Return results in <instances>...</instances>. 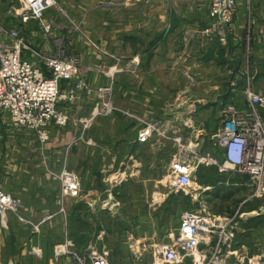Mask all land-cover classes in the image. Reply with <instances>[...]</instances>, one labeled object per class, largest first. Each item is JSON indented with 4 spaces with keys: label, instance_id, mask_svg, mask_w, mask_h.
<instances>
[{
    "label": "crops",
    "instance_id": "0c3cea01",
    "mask_svg": "<svg viewBox=\"0 0 264 264\" xmlns=\"http://www.w3.org/2000/svg\"><path fill=\"white\" fill-rule=\"evenodd\" d=\"M152 2L144 9L133 6L140 14L132 15L128 34L117 36L124 49H114L115 59L105 47L91 46L88 33L85 39L81 36L72 43L82 65L90 68L86 75L89 83L111 85L113 80L118 111L96 117L87 127L84 141L78 140L84 128L72 116H90L95 105L91 98L66 106L63 103L73 120L65 127L51 124L45 142L35 132L15 128L6 115L0 118V188L20 197L24 216L40 223L35 231L19 224L12 213L8 216L9 226L4 227L0 221V264H64L65 257L57 260L55 246L82 245L74 221L84 216L82 206L90 207L97 215L100 177L111 156L118 157V172L142 173L155 168L159 172L163 164L145 165L139 147L154 146L157 139L161 142L172 137L185 141L187 135L191 140L211 143L217 137L225 106L245 102L250 74L253 89L264 93V0H238L233 30L223 36L207 32L213 25L210 0ZM23 29L28 28L25 25L18 29L21 36ZM53 33L33 30L35 47L56 52ZM70 46L66 42L68 52L73 50ZM101 61L112 65L102 72L98 68ZM261 113L264 118V110ZM186 114H190L188 119ZM146 122L160 126L165 137L155 135L147 142L139 141L138 132ZM122 125L129 127L128 132L121 130ZM109 126H115L112 135L107 134ZM64 160L66 167L80 176L79 199L62 196L55 172L62 170ZM258 193L263 195L260 203L264 206V192ZM257 217L263 222L258 224L257 233L264 238V214ZM241 248L246 245H235L238 251ZM257 257V262L251 264H264V244H258Z\"/></svg>",
    "mask_w": 264,
    "mask_h": 264
},
{
    "label": "built area",
    "instance_id": "2783aa9c",
    "mask_svg": "<svg viewBox=\"0 0 264 264\" xmlns=\"http://www.w3.org/2000/svg\"><path fill=\"white\" fill-rule=\"evenodd\" d=\"M19 1L22 4V19L40 20L42 26L51 31L55 22L53 19H46L45 14L54 6L55 0ZM237 11L238 0H210L213 25L207 32L221 36L231 32ZM5 34H10L13 38L14 44L9 47H12L11 52L17 58L15 64L9 67L6 66L9 63V52L2 46ZM19 35L18 29H4L0 26V113L6 112L15 128L30 129L41 142L47 141L50 137L48 127L51 124L65 127L72 120L71 114L63 109L61 103L79 100L83 92H94L100 112L111 114L114 110L111 101L112 85H89L87 70L77 56L67 52L66 47L48 54L38 50L31 54L28 51L32 59L25 57L22 50L30 47ZM73 79L76 81L73 82ZM62 80L72 83L67 91H63L65 86L61 84ZM245 97L243 104L225 106L216 131L217 137L211 140L210 151L201 155L195 153L192 160L185 159L184 153L181 155L182 158L169 177L172 188L178 192L190 193L198 166L206 164L217 167L223 174L248 176L258 187L253 197L258 192H264V118L261 113L264 110V93L253 89L250 78ZM160 131L162 129L156 123L146 122L138 139L147 142L153 134ZM59 173L57 177L61 182L62 196L77 194L80 186L78 177L66 169ZM246 201L231 214L217 215L205 208L182 212L178 226L155 244L156 260L163 264H185L188 261L192 264H246L236 257L238 250L235 249L241 219L247 214L241 212ZM21 207L20 197L0 188V218L4 227L7 226L9 213L22 215L19 213ZM253 213L264 214V206ZM21 220L30 223L35 231L39 230L40 224L35 225L26 216ZM104 250L96 248L92 243L83 248L66 245L57 251L56 256L57 260L64 256V264H110ZM33 253L38 251L33 249Z\"/></svg>",
    "mask_w": 264,
    "mask_h": 264
},
{
    "label": "rangeland",
    "instance_id": "374dc122",
    "mask_svg": "<svg viewBox=\"0 0 264 264\" xmlns=\"http://www.w3.org/2000/svg\"><path fill=\"white\" fill-rule=\"evenodd\" d=\"M151 3L153 4L152 0H55L54 6L47 10L45 14V18L52 16L55 19V25L50 32H45L42 29V23H39L40 20L31 18L22 19L23 15L20 14V11H22V4L19 0H0V26L4 29L14 28L19 30L22 26H27V31L23 29V33L25 35L27 34V37L25 35L23 36V33V37L21 34L19 35L24 40L25 44L30 47L22 50V55L27 58L32 59L28 51H30L31 54L32 51L37 50L44 54L52 53L45 52L43 51L44 49L40 47H35L37 43H35L36 37H34L35 34H33L34 30L37 33L44 32L48 35L54 32L55 34L53 33L54 35L51 38L55 39L58 45L56 52L60 47H66V42L67 44H71L70 47L73 49V41L75 42L76 38H80L81 36L85 39L88 33L91 39V46L105 47L104 49L110 53L112 59H115L117 56L114 54V49H124V46L119 45L117 36L128 34L132 15L134 16L136 12L140 14L138 7L135 8L133 6H139L144 9V7L146 8ZM144 13L145 12H143V14ZM5 36L6 41L13 39L10 34H5ZM99 42L101 44H99ZM10 46L12 45L10 44ZM66 49L68 52L67 47ZM68 53H72L80 60L76 49ZM111 65H109L107 61H101L98 68L100 71L105 72ZM83 67L87 70V75L90 68L85 65H83ZM242 72L241 74L243 75ZM113 78L114 74L110 79ZM249 78L253 83L251 74ZM74 81H76V79H73V82ZM62 83L65 86L63 91H67L72 85L71 82L66 83L64 80H62L61 84ZM89 85L93 87L101 86H95L92 83H89ZM111 85H114L113 80ZM90 98L95 101L91 115L83 118L72 116L77 120L76 124L84 128L78 138L79 142L84 141L85 131L87 127L92 125L96 117L109 116L102 111L100 112V106H96L98 98L94 92L91 94L84 92L80 94L81 100H88ZM114 98L113 92L111 101L114 110L110 115L116 112ZM76 101L77 100L73 102ZM73 102L64 101L61 105L64 103L66 106ZM188 106L187 103L185 110L187 113L189 112ZM63 109L70 112L67 108ZM199 110L200 109L197 111ZM202 111L204 110H201L200 113ZM6 114V112L4 114L0 113V118L4 117ZM189 115L190 114H186L187 119ZM201 117L204 118V116ZM120 128L121 130L124 129L125 132L129 130V127L126 125H122ZM114 129L115 126L107 127V134L112 135L115 131ZM23 131L26 130L23 129ZM29 131L33 132L32 130ZM124 131L122 133H124ZM186 131L189 132V127L186 128ZM155 135L160 137L166 134H164V130H162L160 133L156 132ZM155 135L153 134L151 138L155 137ZM172 138L161 142L155 139L156 145H148L144 148L142 146L139 147V153H142L141 159L145 165L149 166V163L163 164L165 170L162 169L159 172H157V168H155L154 171L146 169L142 173L118 172L119 167L117 168V166H115L118 162V157H110L104 169L105 173L100 177V206L99 208L98 205L94 206V208L96 207L95 212L97 208L99 211L96 213L97 215H94L95 213L91 211L92 209L90 207H88V209L83 206L80 207V210L84 212V216L74 221V225L75 227L78 226L79 231L77 235L79 241H82V245L76 247L75 243L72 247L83 248L92 243L98 249H105L104 251H106L109 257L110 264H163L156 260L154 246L178 226L182 212L205 208L207 211L209 210L217 215H224L226 213L231 214L238 210L242 202L251 199V201L245 203L241 207V212H246L247 214L241 219L240 231L235 245L237 247H240L241 243L242 245H246V248H241V250L237 252V258L246 264H251V262L256 263L258 258V244L261 243V245H263L264 238H261L257 233V226L262 221L257 219L259 217H257V214L253 213V211L261 207L260 202L263 198L261 196L263 195L258 193L250 199L249 197L251 194L253 195L254 191H257V183H253L254 181L248 178V176H235L231 173L223 174L213 165L201 164L197 168L193 189L190 193L176 191L170 185L169 177L174 170V166L177 165L178 160L182 158L181 155L184 153L185 159L192 160L193 156L196 155L195 153L201 155V153L204 154L210 151V143H208L207 140L204 142L191 140L188 135L185 141L179 140L178 142L175 140L176 138H173V141ZM160 143H163L161 144V149L158 146ZM62 163V169L74 173L79 179V191L77 194L71 196L74 199H79V197L82 196L80 176L75 171L66 167L67 160H64ZM156 166L158 167L160 165ZM124 167H122V169L126 168ZM59 172H55L56 175L60 174ZM55 173L53 175H55ZM133 193H135V195H133ZM19 213L24 215L21 210ZM14 215L19 224L32 226L30 223H24L21 220L24 216ZM29 221L35 225L40 224L30 219ZM6 225L9 226L8 220L6 221ZM65 246L66 244L56 245V254L58 253L57 251L63 249ZM249 258L254 259L250 261Z\"/></svg>",
    "mask_w": 264,
    "mask_h": 264
},
{
    "label": "bare ground",
    "instance_id": "6f19581e",
    "mask_svg": "<svg viewBox=\"0 0 264 264\" xmlns=\"http://www.w3.org/2000/svg\"><path fill=\"white\" fill-rule=\"evenodd\" d=\"M50 2H51V0H50ZM52 17V16H51ZM51 17H46V19H49V18H51ZM52 19L54 20V22H55V19L52 17ZM40 24H41V21L39 22ZM42 26V25H41ZM42 29L45 31V32H50L49 30H46V28L45 27H43L42 26ZM5 39V38H4ZM14 40L13 39H11L10 41H3V43H2V46L9 52L8 54V60H9V63H7L6 64V66L7 67H9L10 65H12V64H15V62H16V60H17V58H16V56H15V54H13L12 52H11V48L12 47H9L10 46V44L11 45H13L14 43ZM8 98L9 99H11V96H8ZM9 118V117H8ZM28 130H30V129H28ZM199 257V256H198Z\"/></svg>",
    "mask_w": 264,
    "mask_h": 264
}]
</instances>
